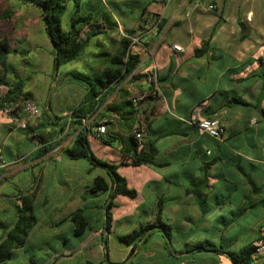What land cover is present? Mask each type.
Masks as SVG:
<instances>
[{
	"label": "crops",
	"instance_id": "obj_1",
	"mask_svg": "<svg viewBox=\"0 0 264 264\" xmlns=\"http://www.w3.org/2000/svg\"><path fill=\"white\" fill-rule=\"evenodd\" d=\"M249 1L246 0L247 3ZM102 2L105 4V12L106 0ZM255 3L257 9L259 8V15L264 18V0H255ZM164 4H166L164 1L161 4L159 0H152L148 3L149 11L146 13L142 11L139 19H135L137 20L135 25L131 27L125 25L126 29L129 28L125 33L118 19L115 18L110 24L117 33V37L129 34L133 41L138 40V44L133 48L134 53L140 54V63L136 71L124 82L120 85L115 84L114 90L109 93L104 92L100 96L102 100L104 99V103L97 114L100 119L101 117L104 119L99 120V125H92L93 119L87 121L80 119L82 126L80 122L78 123L79 119L71 121L72 111L82 105L87 95L85 85L77 89L72 87V83L69 84L65 94L57 93L56 105H51L54 94V91L50 92L51 81H54L58 75L53 46H50V56L53 60L49 62V74L43 72L47 67L45 64H48L46 61L42 64L41 60L33 73L17 69L13 61L9 62L11 54L29 58L33 50L36 52L39 48L34 44V39L28 40L33 47L20 48L26 43L24 38L25 34L29 33L28 31L16 35L13 31L10 32L14 37L13 42L21 45L19 48L10 47L6 65L1 66L0 64V75L5 76L9 84L18 82L23 84V93L35 101L42 110L38 118L28 120L26 129L17 127L14 119L1 107V101L8 95L9 88L0 84V158L2 162L0 169L5 168L8 172L15 166H22L20 171L33 168L37 175L32 188L20 190L17 196L11 197L5 194L3 188L6 174L0 178L3 180L0 185V241L13 226L17 216V206L21 205L18 199L21 193L36 190L38 194L35 210L39 208L42 212L49 214V221L39 218L37 226L28 236V241L34 237H54L64 239L68 243L71 236H75L74 225L68 219L73 212L84 208L87 215L90 210L102 208L105 215L109 194L99 193L96 196L106 197L103 205L88 203L87 197L91 196L89 188L97 177H103L109 183L111 182L107 170L94 166L87 159L73 160L66 153L76 137L83 132V127L92 126L87 138L91 148H111L114 144L116 155L114 159H110L111 163L119 166V174L127 180L129 187L137 192L135 198L118 196L115 201L119 202L124 197V203L131 208L129 216L136 213L140 206H146L150 210L146 222L139 224L136 229L141 225L154 222L160 200L163 201V221L171 229L172 227L165 221L177 220L176 214H181L182 223H179L178 227L187 230L185 236L188 238L184 239L178 251L171 252L173 259H176L172 264L197 263V258L187 257L186 253H181L186 243H203L193 242L192 238L206 236L209 237L206 242L217 244L213 242L212 237L210 238L211 233L209 234L208 231L207 234H199L198 229H194H203V225L209 222V210L211 214L218 210L217 205L213 204V199L224 194L222 188H219L221 185L215 183L216 179L225 178L224 171L229 169L228 165L231 163L241 169L249 162L264 164V159L258 157V154L253 156L244 152L247 147L254 148L258 142H263L259 139L264 135V80L262 77L264 75L262 65L264 36H262L261 43H257V47L246 45V34L250 29V24L254 22L252 11L246 13L245 19H241L240 14L237 15V19L243 21L241 24L245 26V31L242 30L243 35L239 36L233 27L227 30V20L221 17L210 19L206 24L199 23L196 18L195 21L189 22L188 27L183 30L184 24L180 20L170 18ZM185 4L186 2H183V7ZM216 5L214 0L209 7L215 6L213 10H216L218 6ZM189 15L187 12L186 16L190 17ZM144 21L146 24L142 25ZM136 25L138 28H133ZM159 26H164L161 31L157 29ZM1 36L9 35L0 30V41ZM112 36L116 37V35ZM206 42L208 44H205ZM175 45L180 46L181 51H175L173 49ZM68 77L69 75L65 76L66 79ZM143 94H148L143 102L128 104V101ZM124 95L130 97L124 100ZM45 97L46 108L37 102ZM61 99H67V103L60 105ZM112 107L120 113H111ZM45 120H49V126L43 124ZM202 120H219L225 127V136L217 140L201 134L191 126V122ZM101 124H105L107 129L102 135L98 133V127ZM136 128L143 135L142 146L147 142H155L154 147L157 151L155 160L162 166L130 165V156L134 154V149L128 138L133 136V130ZM126 131H128L127 134ZM171 132L182 135L157 139L162 134ZM244 132L250 135L249 139L255 140V143L242 139L241 134ZM25 139L33 140L32 150L25 154L15 152L13 149L21 145V141ZM46 148L50 149L44 152ZM6 150L9 151L10 161H6L4 155ZM91 150L93 152V149ZM95 156L108 162L101 156L96 154ZM22 162L25 164L23 165ZM96 169L99 170L97 174L93 172ZM234 175L239 177L236 173L232 176ZM58 181L62 186H57ZM263 198L264 195L256 197V203L259 205ZM76 200L77 202L83 201L84 206L71 212L68 207ZM119 206L115 203L112 210H118ZM57 212H67L68 215L62 220H57L56 215L52 219L51 214ZM168 214L173 217H168ZM88 218L93 217L88 216ZM112 219L111 230L108 232L105 229L104 216L98 218L99 225L94 224L98 227V231L87 232L80 239V246L72 249L73 252L67 250L66 255L70 257L73 254L82 255L84 264L87 261L97 264H123L115 263L109 258L108 234L112 233L116 224L113 215ZM64 222H70V235H53L52 228ZM219 224L224 228L214 226L212 233L219 238L220 243H224V245H219L227 251L239 250L240 248L234 249V244L240 240L239 237L231 240L227 238L226 231L230 228V223L224 218L223 221H219ZM156 235L161 238L160 245H166L164 241L166 236L160 229L153 232L150 241ZM120 236L124 235H118V239ZM126 244L127 247L132 246ZM134 246L136 249L134 253H130V257L139 254V247L142 244ZM23 249L16 251L13 259H16ZM146 254L150 258L156 257L154 252H146ZM214 254L219 259L212 257L206 261H211L212 264H233L227 255ZM67 256L55 253L50 259V264H63V259ZM189 258L192 260L187 262ZM204 258L208 257H203L201 260Z\"/></svg>",
	"mask_w": 264,
	"mask_h": 264
},
{
	"label": "rangeland",
	"instance_id": "obj_2",
	"mask_svg": "<svg viewBox=\"0 0 264 264\" xmlns=\"http://www.w3.org/2000/svg\"><path fill=\"white\" fill-rule=\"evenodd\" d=\"M152 0H106V11L104 12L105 4L102 0H71L67 4V9L62 16V26L64 30L68 31L71 29V23L74 20H77L78 17H90L93 22H100L104 24L108 30L106 33H100L92 36V41L88 47L84 50L79 60L72 63L63 64L60 67H57V76L54 81H51L52 88L50 92L54 91L52 96L51 105H56V96L58 92L65 94L66 88H69V84H73L72 87L77 89L83 88L86 84V81H83L79 75H88L94 76L95 73H99L105 69L109 62V56L114 55L120 45V41L125 35L117 37V33L114 32L113 26H110L114 22L115 18L118 19V22L121 25L122 31L125 33L128 29L127 26H133L137 23L135 19H139V15L142 14V11L148 7V3ZM161 4L163 1L167 15L170 18L180 20L184 24V28L188 27L189 22H193L198 18L199 23H207L210 19L214 20L217 17H221L227 20V30H230L232 27L236 30L237 35H243L241 28V23L243 21L237 19V15H241V19H245V15L248 11H252L254 14V22L250 24V29L247 32V41L246 45L257 47V43H261L264 36V18L259 15V8L257 9V4L255 0H250L248 3L246 0H215L217 3L216 10L209 9V5L214 0H159ZM183 2H186L183 7ZM160 6V5H159ZM145 7V8H144ZM144 8V9H143ZM143 9V10H142ZM149 11V8L147 9ZM187 12L190 14V17H187ZM244 15V16H243ZM10 16L9 20L0 19V30L7 33L9 36H1V41L4 39L8 40L10 47L19 48L20 45L14 43V37L11 36L10 32L16 34H23L28 31V34H25V44H22L20 48H30L33 47L32 44L28 43V40L34 39V44L39 48L35 52L33 50L31 56H21V55H10L9 62L12 61L15 63L17 69H24L27 73H33L35 67L38 66L39 62L42 60V64L46 61L48 64H45V69L43 72L49 74L50 64L53 59L50 56V46L52 43L46 31L47 24L44 20L41 10L34 5L23 3L18 0H0V17ZM81 23H79L80 25ZM144 21L142 25H145ZM147 26V25H146ZM151 27V26H150ZM133 28H138L134 26ZM104 32L103 30H101ZM185 35L184 33H182ZM116 37L114 38V36ZM112 36V37H110ZM120 38V40H119ZM11 40V42L9 41ZM0 41V42H1ZM138 43L134 42L131 46V52L134 53V46ZM24 46V47H23ZM107 54V56H106ZM69 75V79L65 76ZM87 85V84H86ZM44 97V96H41ZM130 96L124 95L123 99L126 100ZM139 97V96H138ZM38 100L37 102L46 108L47 100ZM67 103V99H61L59 101L60 105ZM41 108V107H40ZM43 108V110L45 109ZM42 110V109H41ZM43 121V120H42ZM45 126H49V120L44 121ZM128 131H126V134ZM250 136V135H249ZM246 132L241 134V138L245 141H255L250 140ZM240 138V139H241ZM263 142H258L257 146L254 148L247 147L244 152H247L253 156L258 154V157L264 159V135L261 139ZM255 143V142H254ZM33 148V140L25 139L21 141V145L15 147V152H20L21 154L29 153ZM91 148V145H90ZM93 152L96 155L105 158L108 163H111V160L115 158V148L114 144L110 148L105 149H96L92 147ZM6 161H10L9 151L6 150L4 153ZM30 159V157H29ZM27 159V161L29 160ZM111 159V160H110ZM24 165L25 163L22 162ZM229 169L224 171L225 178H217L215 183L221 185L219 188H222L224 195H219L218 198L213 199V204H216L218 210L211 214L209 210V222L203 225V229H198L199 234H207L209 232L210 238H213V242L217 243L219 247L224 245L220 243L219 238L215 237L212 233L214 232V226H219L224 228L223 225L219 224V221H223L226 218V221L230 223V228H228L227 238L231 240L232 238L239 237V242L234 244V249L242 248L249 243L255 241L258 237V228L261 225H264V209L256 203V197L264 195V164L259 162H249V164H244L243 169L233 166L232 163L228 165ZM8 168V166H7ZM22 166H15L7 170L0 169V178L4 176V190L5 194L9 197L17 196L20 190L32 188V183L34 184L37 177L36 171L33 168L20 171ZM100 169V168H97ZM93 171L95 174L99 170ZM234 173L238 174L237 176H232ZM92 178L93 175L91 174ZM3 183V180L0 179V185ZM61 182H57V186ZM36 191V190H34ZM32 191V192H34ZM21 192V191H20ZM37 192V191H36ZM28 193V192H26ZM38 194V193H37ZM88 203H99L104 204L106 202V197L101 195L96 198L88 196ZM127 199V198H126ZM116 204H119L120 208L118 210H112V215L115 218L116 224L112 229V233L108 234V250L109 258L116 262L123 264L132 263V264H172L176 259H173L171 252L173 250L178 251L180 245H182L184 239L186 240L188 236L186 235L187 230H183L178 227L181 222V214H176L177 220L165 221L172 227V240L167 236L165 238L166 245L161 246L159 243L158 235H156L148 245L140 246L139 254L134 257H130L132 251V246L127 247V244L121 242L118 239V235H125L133 231L138 227L139 224L146 222V219L149 217V208L146 206H140L138 211L133 215L129 216L131 208L124 203V197L122 200L115 201ZM107 204V203H106ZM83 201L77 202V200L68 207V209L73 212L76 209L83 207ZM137 208V206H135ZM36 209V206H35ZM67 209V210H68ZM35 214L38 219L43 221H49L48 215L42 212L39 208L35 210ZM64 213H52V219L56 215L57 220H62L68 214ZM88 216L95 225H99L98 218L104 216L102 208H97L87 212ZM168 217L172 218L173 216L168 214ZM2 220V219H1ZM4 221V220H2ZM42 221V222H43ZM70 222L61 223L58 226L52 228L54 231L53 235L57 234H67L70 235ZM42 229L40 230V232ZM208 231V232H207ZM39 232V231H38ZM162 234H165L163 229H161ZM107 234V233H106ZM206 239L209 237L198 236L197 238H192L193 242L201 241L206 243ZM235 240V239H234ZM36 242V244H34ZM80 239L71 236L70 241L66 243L64 239L58 238H42L34 237L30 241L27 240L24 249L19 253L16 259L8 261L6 263L0 264H50V259L54 257L55 253L60 255L67 256V250L73 252L72 249L80 246ZM139 245V242L137 243ZM146 252H154L156 257L150 258ZM195 256H193V254ZM175 255V254H173ZM186 256L197 258V263L195 264H212L211 261H206L207 259L216 258L219 259L214 253L206 251H194L191 253H186ZM59 257V256H58ZM203 257L204 258L201 260ZM84 256L73 254L71 257L67 256L63 259V264H84ZM192 258L187 259L191 261ZM105 264V263H104ZM109 264V263H108Z\"/></svg>",
	"mask_w": 264,
	"mask_h": 264
},
{
	"label": "trees",
	"instance_id": "obj_3",
	"mask_svg": "<svg viewBox=\"0 0 264 264\" xmlns=\"http://www.w3.org/2000/svg\"><path fill=\"white\" fill-rule=\"evenodd\" d=\"M23 3L31 4L37 6L44 17L47 24L46 31L54 47L58 67L63 64L72 63L79 60L84 50L88 47L92 41V36L100 33H106L107 28L104 24L100 22H93L90 17H78L77 20H73L71 23V29L66 31L62 26V16L67 9V4L71 0H18ZM150 5V4H149ZM148 5L143 13H146L147 9L150 7ZM10 16L0 17L1 20H9ZM79 23H81L79 25ZM161 27V28H160ZM164 27V26H163ZM162 26L157 29L162 30ZM103 30L104 32H102ZM133 43V38L127 34L120 41L119 49L114 55H110L108 59V66L95 73L94 76L79 75L83 81H86L87 95L85 96L81 106L76 108L71 113V121L79 119L91 120L93 119L92 125H99L100 121L104 117L99 118L98 111L104 99H101V95L106 92L114 90V85H120L129 76H131L139 66L140 54L131 52V46ZM205 44H208L207 42ZM10 54V46L7 39L0 42V64L5 66L7 58ZM264 66V64H262ZM264 80V75H262ZM0 84L6 85L9 88L8 95L2 99L1 107L5 108L6 104L16 102L19 97L24 96L29 98L23 93V84L21 83H10L6 80L5 76L0 75ZM105 95V94H104ZM103 95V96H104ZM132 104V100L128 101V104ZM111 113L119 114L120 112L112 107L110 109ZM264 113V111H263ZM191 126L198 130L195 125ZM80 126L82 123L80 122ZM91 127H83V132L80 133L73 145L66 150L67 155L73 160L87 159L94 166L103 167L107 170L110 183L103 177H97L93 185L89 188V194L91 196H98L99 193L109 194V199L105 206L104 222L105 229L110 232L112 225V209L115 207V199L118 196H124L129 198H135L137 192L131 189L128 185L127 180L122 177L119 172V166L117 164L108 163L106 161L98 159L90 148L88 141V132L90 133ZM173 135H182L177 132H171L162 134L159 138H164ZM157 139L155 141H157ZM129 142L132 144V149H134V154L130 156L132 166L141 165H156L162 166V164L157 163L156 149L154 143L147 142L143 144L141 148L135 138L130 136L128 138ZM50 148L44 149V152L49 151ZM21 205L17 206V216L10 227L5 237L0 241V263H6L13 260L16 251L21 250L25 247L27 239L31 231L38 224V217L35 214V203L37 199V192L21 193L19 198ZM85 199V198H84ZM158 211L155 220L152 224L141 225L138 229L133 230L131 233L120 236L119 239L132 245V253H134L137 243L142 245L147 244L152 238L153 232L158 229H163L165 236L169 239L172 238V229L166 225L163 221V201L160 200L158 204ZM259 205L264 209V198L259 202ZM74 225V235L75 237L81 239L87 232L98 231V227L95 226L90 218L86 215V210L84 208L78 209L73 212L68 218ZM255 241L249 243L248 245L240 248L237 251H227L221 246H217L214 243L206 242L199 244H189L186 243L184 249L181 251L182 254L190 253L194 251H206L214 252L222 255H227L233 264H255L253 261V254L255 252ZM86 264H97L91 261H87Z\"/></svg>",
	"mask_w": 264,
	"mask_h": 264
},
{
	"label": "built area",
	"instance_id": "obj_4",
	"mask_svg": "<svg viewBox=\"0 0 264 264\" xmlns=\"http://www.w3.org/2000/svg\"><path fill=\"white\" fill-rule=\"evenodd\" d=\"M211 10L215 9V6L209 7ZM250 20V18L248 17ZM138 40H134L137 42ZM175 51H181L180 46H173ZM264 64V59H263ZM148 94H143L140 97L133 98L132 102L134 104H139L145 100ZM4 111L11 116L17 127L27 128L28 120L38 118L41 115L40 106L30 98L24 96L19 97L16 102L9 103L5 105ZM198 129L201 134L208 135L211 138L220 140L225 136L226 130L224 125L219 120H202V121H193L192 123ZM106 125L101 124L98 127L99 134L106 133ZM133 137L137 141L138 145L142 147L143 135L138 128L133 130ZM0 163L1 158H0ZM255 252L253 254V261L255 264H264V225L260 226L258 230V237L254 242Z\"/></svg>",
	"mask_w": 264,
	"mask_h": 264
},
{
	"label": "water",
	"instance_id": "obj_5",
	"mask_svg": "<svg viewBox=\"0 0 264 264\" xmlns=\"http://www.w3.org/2000/svg\"><path fill=\"white\" fill-rule=\"evenodd\" d=\"M241 28L243 31H245V26L243 24H241Z\"/></svg>",
	"mask_w": 264,
	"mask_h": 264
}]
</instances>
